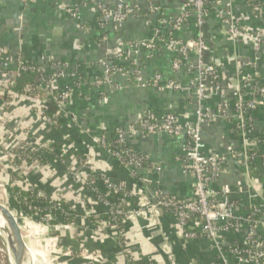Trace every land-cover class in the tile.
Instances as JSON below:
<instances>
[{
	"label": "crops",
	"instance_id": "0c3cea01",
	"mask_svg": "<svg viewBox=\"0 0 264 264\" xmlns=\"http://www.w3.org/2000/svg\"><path fill=\"white\" fill-rule=\"evenodd\" d=\"M95 1L99 0H0V46L11 55L19 54L28 61H42L43 65L45 61L54 64L66 61L78 68L76 79L65 75L59 79L57 87H69L71 96L64 102L65 114L76 112L80 117V126H72L68 117L63 115L66 122L59 130L41 127V105H31L25 98L10 104L5 116L11 115L15 124L21 125L19 129L30 130L29 133L35 130L30 136L43 145L66 148L64 159L69 160L72 170L82 172L83 179L92 180L106 175L129 189L135 204L144 208L140 216L123 223L124 248L134 264H206L215 255L208 240L198 238L184 244L180 228L171 214L145 207L154 200L158 191L179 198L193 195L195 178L182 170L180 162L184 134L143 136L138 132L128 133L127 144L133 150L147 154L159 167V170L140 168L136 172L137 178H133L104 149L91 141L92 135L103 131L111 135L117 129L127 131L147 111L156 116L171 111L179 122L194 121L196 105L192 100H186L185 95L177 90L159 89L152 83L156 75L159 76V84L170 79L185 83L193 73L184 68L173 71V53L164 45H158L152 52L142 47H129L131 43L149 38L152 27L155 22L159 23L160 18L174 19L188 0H126L136 7V14L117 27L108 24L103 29L98 25ZM102 1L109 9L116 6V0ZM212 3L213 8L201 30L205 42L203 57L218 67L222 93L231 101L238 86L237 58L251 62L245 70H255L254 81H258L247 86L244 94L254 97L258 87L264 85V43H254L247 35L235 43L213 12L217 8L243 16L242 28L246 34L257 29L264 33V10L263 20H260L245 0H212ZM75 4L78 13L71 18L65 10ZM197 30L190 18L174 28L173 35L183 41H193L197 38ZM117 51H121L122 55L115 62L129 59L138 67L140 82L130 76L131 69L127 72L120 69H112L110 74L107 72V55ZM217 99L216 95H212L208 104L213 106ZM253 117L255 130L261 133L264 130V111H255ZM3 127L6 126L0 123L1 140L4 136L8 138ZM200 131L206 151L224 156L226 160L223 171L213 183L214 190L229 187L245 203L249 200L251 186H254L261 196L253 203L263 205L264 161L257 158L250 170H246L227 156L230 150L239 149L242 145L232 123L221 118L206 121L201 123ZM2 157L3 150L0 148V159ZM49 162L53 161L49 159L48 164L37 169L23 164L20 173L27 174L31 185L38 184L46 192L49 189V195L54 198L63 194L74 212L80 214L76 225L60 231L59 239H66L64 243L76 240L90 250L102 251L100 263L96 257L91 260L84 254L61 253L63 248L59 247L57 256L54 255V264H128L116 241L117 230L112 222L107 221L105 208L95 201L93 192L82 181L71 182L63 171L62 160L61 164L53 162L55 166ZM4 167L7 168L5 163H0V169ZM98 182L95 185L103 187L100 180ZM113 197L114 192H109V198ZM84 215L89 217L85 219ZM41 253L49 261L51 253ZM90 254L94 256L97 253Z\"/></svg>",
	"mask_w": 264,
	"mask_h": 264
},
{
	"label": "built area",
	"instance_id": "2783aa9c",
	"mask_svg": "<svg viewBox=\"0 0 264 264\" xmlns=\"http://www.w3.org/2000/svg\"><path fill=\"white\" fill-rule=\"evenodd\" d=\"M31 1L26 0V2ZM245 1L249 5L252 4L251 12L253 14L257 13L255 15L260 20H263L264 0ZM184 5L195 11L197 16L198 21L196 24L200 32L196 41L177 39L171 36V31L167 32L166 36H163L157 28H153L152 37L148 40L131 43L132 45L129 47H134V49L144 47L149 52H152L158 44H164L173 53L171 69L178 71L184 68L188 72L193 73L185 83L170 79L164 84H159L158 75L153 78L152 83L157 85L159 89L177 90L192 100L196 105L194 121L179 122L174 113L166 112L161 116H156L153 112L147 111L135 124L130 125L127 131L117 129L114 132L113 140L118 144L116 149L107 147L109 145L105 136L101 133L92 135L91 141L104 149L110 157L114 158L135 178L134 176L138 177L136 172L140 168L145 167L146 161L150 162L145 168L159 170V167L151 161L147 154L138 153L127 144L126 135L128 133L138 132L143 136L147 134H168L171 136L184 134L185 141L180 162L182 170L195 178L193 195L175 198L158 191L154 195V200L145 205V207H159L161 210L171 212L180 228V238L184 244L189 240L198 238L208 240L215 250V255L206 264H264V203L263 205L253 203L261 195L256 192L254 186H251L248 193L249 200L244 203L240 199L237 203L230 200L229 194L234 192L229 187H221L219 191L214 190L213 183L223 171L226 160L224 156H218L206 151L200 131V125L203 122H213L220 118L227 120L232 123L242 140L241 147L230 150L227 156L238 164L243 165L246 170L251 167L252 162L257 158L264 161V135L256 132L253 117V112L257 107L264 108V86L258 87L257 94L254 97H247L244 94L246 87L254 83L256 72H244L246 64L240 60L237 67L238 86L234 100L231 101L222 93L218 67L206 61L203 57L204 43L201 27L204 25L205 17L213 8V3L211 1V4L208 5L207 0H188ZM210 5L211 9L208 10ZM96 10L98 11V25L100 28H104L108 24L117 27L127 15L137 11L136 8L125 4L123 0H117L115 8L111 10L102 6L101 3H96ZM65 11L71 18H75L78 8L75 4L67 7ZM213 15L226 27L227 34L235 43L239 42L243 35H246L241 25L243 16H235L217 8H215ZM186 16L187 12L185 11L182 17H178L175 20L176 26L180 25L183 17ZM160 22L164 23V20L161 18ZM252 33L251 37L248 36L252 42L264 43V33L262 31L257 29L252 31ZM121 55V51L112 53L111 56L110 54L107 55V72L110 69L123 70V65L119 63H117L116 67H112L115 59L118 60ZM112 59L113 61L111 62ZM47 64L50 68L49 71L46 70L43 63H41V67H34L31 61L19 54L13 56L5 47L0 46V77H7L6 80H1L0 78V83L5 84L2 87V93L13 97L10 87L14 84L16 77L21 72H31L35 77L37 89L44 92L50 100L57 104V115L63 116V103L70 91L69 87H57V82L65 75H71V78L76 79L77 74L74 70H68L71 64L69 62L64 61L55 64L49 62ZM12 65L14 66L13 68H11ZM52 68L54 72H51ZM132 72L136 74L135 80L140 82L139 70H133ZM26 90L31 92L32 98H39V92L35 91L34 88L28 86ZM212 95L218 97L213 106L208 104ZM70 116L76 122V116L73 114ZM40 121L45 127L50 128L53 126V122L49 118L41 117ZM4 129L5 134L7 133L8 138L13 141L10 145L2 142L1 149L3 150V158H6V161L10 159L13 162V159L18 157L19 153L13 152V150L22 149L21 151H26L32 149L33 145L25 138L18 135L15 136V132L6 127ZM38 162V160H33L25 164L33 165L38 164ZM13 165L18 167L19 164L13 162ZM73 175L76 178L78 173H73ZM98 180L103 183V191L98 189L91 191L94 194L95 201L105 208L106 218L109 219L110 223H113L115 228L118 216H122L123 222H125L127 219L141 215L144 210L143 206H137L132 202L133 196L123 183L112 180L108 176H102ZM31 191L32 188L28 193H31ZM109 192H114L115 197L110 199ZM35 196L36 198L44 199L48 195L43 190H40L36 192ZM50 198L56 201L60 208H52L50 211L41 210L39 207L41 204L36 202V200H32L28 205V209L35 215L42 214V217L51 211L60 212V209L65 214L74 215V210L65 206L66 202L61 204L56 200L58 198ZM28 199V197H24V200ZM125 206L128 209H125ZM227 239L229 242H227ZM116 241L120 245L117 234ZM120 247L128 264H134L132 257L127 253L124 246L120 245ZM86 257L92 260L94 256L86 254Z\"/></svg>",
	"mask_w": 264,
	"mask_h": 264
},
{
	"label": "rangeland",
	"instance_id": "374dc122",
	"mask_svg": "<svg viewBox=\"0 0 264 264\" xmlns=\"http://www.w3.org/2000/svg\"><path fill=\"white\" fill-rule=\"evenodd\" d=\"M85 1H87V0H83L81 2H85ZM123 1L129 7L136 8L135 6L127 3L126 0H123ZM116 2H117V0H116ZM96 3H101L102 6H105L104 5L105 3H103L102 0L95 1L94 4H96ZM184 4L181 7L178 15L176 17H174V19L169 20V21H168V19H163L164 20V27H160L158 25L159 23L157 24V22H155L154 27H152V34L149 36V38L152 37V35H153V28H157L163 36H166L167 35V30H170L171 31V36L172 37H175L173 35V29L177 27L175 20L178 17H182L183 16V12H185V11L187 12V16L186 17H183V21H181V24L182 23H186L190 18H192L194 20V23L196 24L198 20H197V16L195 14V11H193L190 7H187ZM110 10H111V8H110ZM135 14H136V12L135 13H132V14H129V15H127L125 17V19L128 18V17H130V16H133ZM208 16H209V14H207V16L205 17V21L208 18ZM235 16H239V15H235ZM219 23H221V22L219 21ZM263 23H264V21H263ZM242 24H243V20L241 22V25ZM196 26H197V24H196ZM201 28H203V25H202ZM197 31H198V35H199V32H200L199 31V27H198V30ZM253 31H255V30H253ZM252 34H253L252 31L246 32L247 37L248 36L251 37ZM198 35H197V38H198ZM228 37L231 38L229 35H228ZM149 38H146V40H148ZM197 38L195 40H193V41H196ZM202 40H203L204 47H205V42H204L203 37H202ZM131 45L132 44H130L129 46H131ZM160 45H164V44H160ZM130 48L134 49V47H130ZM110 56H111V53H110ZM240 60L243 63L246 64L245 67H248L249 66V63H251V62H249V63L248 62H245L243 59H240L238 57L237 58V67L239 65V61ZM105 62H106V60H105ZM119 64H122V63H119ZM44 65L46 67V70L49 71L50 68L48 67V64H47L46 61L44 62ZM13 67L14 66L12 65L11 68H13ZM245 67H244V72H251V73L252 72H255V70H253V71H250V70L249 71H246L245 70ZM250 68H253V66H251ZM68 70L69 71L74 70L76 72L78 70V68L75 67L74 65H71L70 64ZM51 72H54L53 69L51 70ZM0 78H1V80H6L7 79V77H4V76L3 77H0ZM4 86H5L4 83H0V92L1 93L3 91L2 90V87H4ZM70 96H71V94L68 95V97L66 98V100L68 98H70ZM25 101L26 102H29L27 100H25ZM2 102H0V123L1 124L3 123L6 126V128L10 129L12 132H15L14 133L15 136L18 135V136H21V137L25 138L33 146L34 145H40V144L43 145L42 142L36 141L34 138H32V136H30L31 133L33 134L35 130H33V132H30L29 133L30 130H27V129L26 130L25 129H19V127H21V125H19L18 123L15 124V120L12 119L11 115H9L8 117H6V116L3 117V113H2L3 111H1V107L4 104H6V103H2ZM62 112H63V115H66L68 117V120L70 121V123H71L72 126L73 125L74 126H77V127L80 126L79 125V120H80L79 115L76 112H74V111L68 112V114H65L67 112H65V110H64V103H63ZM71 114H73V115L76 116V122L70 116ZM39 125L41 127H44L45 128V126L42 124L41 121H40V124ZM96 135H98V134H96ZM2 142H5L6 144H9L10 145V144H12L13 141H12L11 138H6L4 136L3 137V141L0 139V148L2 147V144H3ZM57 150L59 151L58 154L60 155V159L64 163V169L63 168L62 169H63L64 173H66L68 175V177H69V179L71 180L72 183L73 182L74 183H77V182L80 183L82 181L83 183H85L86 188L88 187L89 190H96V189H98L99 191H103V187L104 186H103V183L102 182H100V183L102 184L103 187H101L99 185L98 186L95 185V183H99L97 178L96 179H92V180L83 179V176L84 175L82 174V172L80 170L75 171V170H72V168H70L69 160L68 159H64V157L66 155V152H67L66 151V148H62V149L58 148ZM8 160L10 161V159H8ZM9 161H6V158L4 159L3 157L0 159V163H3V164L5 163V165L7 167V168L4 167L5 169H0V185H1V183H3L2 186H0V202L3 203V204H5V205H7L5 207L11 212V214L13 215L14 218L15 217L16 218H19V220H18L17 223H19L21 225H24L27 228V231H28L27 232L28 233L27 235H29L30 236V239L32 241H34L35 248L37 249L36 251H34L32 249V247L29 245V243L28 244L26 243V246H27L28 251L30 250L31 252L34 253L35 256H38V259L40 258V261H41V262H39L40 264H54V259H55V256H57L58 248L59 247H62L63 248V250L61 251V253H65L67 255H70V254L71 255L76 254L77 256L78 255H81V254H84V255L89 254L90 255V252L91 253L96 252L97 254L94 255V257H96L95 259H96L97 262L99 261L101 263V261H102V254H101L102 251H100L98 249L90 250L86 246H84V245L82 246V245L78 244L76 240H75L76 242L75 241H72V243H64V241L66 242V239H64V238H63V240L62 239H59V237L61 236L60 235V231L61 230H69L71 228V225H64V224H62L61 221L59 220V217H58L59 214H58L57 211H51L46 216H43L42 217V214L35 215L33 212H31V210H28V212L23 211L20 208L19 204L16 202V200H14L13 198L10 199V198L7 197V193L10 192V189L16 184L15 181H14V179H13V174H14V176L15 175L16 176H19L24 181V183H22L21 185H24L28 190H30L31 187L33 186V185L30 184V181H29V178H28L27 174L24 175V174L20 173V171L22 170V167H24V165L23 164H20L17 167L15 165H13V162H11V161L9 162ZM52 161L53 162H57V164L60 163L59 161L54 160V159H52ZM53 162L52 163L49 162V164L54 165ZM31 166H33V169H37L38 167H41L40 162H38V164H33ZM73 173H78V175L76 176V178H75V175H73ZM103 176H106V175H103ZM74 179H76V180H74ZM42 190L46 193V195L50 196L49 195V193H50L49 192V189H47V192L43 188H42ZM59 196L60 197H58V199H56V200L58 202H60L61 204H63V202L66 201L65 198H64V195L63 194H60ZM50 197H52V196H50ZM73 214H74L75 217L77 216V218H79V216H80V214H78L77 212H73ZM88 217H89L88 215H86V216L84 215V218L85 219H87ZM108 220L109 219H107V221ZM104 226H107V225L104 224ZM3 229H4V227H2V228L0 227V230H3ZM2 233L0 232V264H10V260H9V253L10 252L8 251V249H7L6 245H5V242L2 239ZM20 233H21L22 240L24 241V244H25L24 233L21 232V231H20ZM25 235H26V233H25ZM70 240H72V239H70ZM40 241H41V243H40ZM58 244H60V245L57 247ZM44 246L46 247V249H45ZM46 250L49 253H51L50 258H49V261H46V256L43 253H41V252L46 253L47 252ZM30 251H29V253H30ZM4 254H6V255H4ZM30 257L32 258V254L31 253H30ZM32 263H33V258L31 259V264Z\"/></svg>",
	"mask_w": 264,
	"mask_h": 264
},
{
	"label": "trees",
	"instance_id": "16d2710c",
	"mask_svg": "<svg viewBox=\"0 0 264 264\" xmlns=\"http://www.w3.org/2000/svg\"><path fill=\"white\" fill-rule=\"evenodd\" d=\"M212 0H207L208 5L211 4ZM262 3V2H261ZM249 9L251 10L252 4H248ZM211 9V5L208 6V10ZM257 14V13H255ZM161 18L159 19L158 22H160ZM160 27H164V24L160 22V24H158ZM103 29V28H101ZM170 30H167V32ZM32 65L34 67H41V63H43L42 61H31ZM121 65H123V70L124 71H128L129 69H131V73L130 76L132 78H135L136 74H134V72H132V70H138V67L136 65H134L129 59H125L124 62H121ZM117 66V62H115L113 64L112 67H116ZM109 74L111 73V69L108 71ZM258 80H255L254 83L256 84ZM259 84V83H258ZM32 87L34 88L35 91L39 92V98L35 99L32 98L31 96V92L26 90V87ZM260 86H264V85H260ZM38 87L35 85V77L31 74V72H21L20 75L18 77H16L14 84L10 87V92L13 95V97H9L7 95H3L0 94V102L2 103H6L1 107V111H3V117L6 115V111L9 109V106H11L14 102L19 101L21 99L30 101L32 103V105H41V117L44 118H49L52 122H53V126H51V129H55V131L59 130L64 123L66 122L65 117L63 116H59L57 115V111H58V106L57 104L53 101L50 100L45 94L44 92H41L37 89ZM185 97V96H184ZM186 100L189 101L188 97H185ZM11 104V105H10ZM264 111L263 107H257L255 111ZM171 112V111H168ZM253 112V113H254ZM172 113V112H171ZM101 134H103L106 138V141L108 143L109 146H107L110 149H116V147L118 146L117 143L114 142L113 140V135H111V133H109L108 131H103L101 132ZM261 134L264 135V130L261 132ZM58 148L55 145H49V146H45V145H34L32 147V149L30 150H26V151H21V150H13V152H18L19 155L17 158L13 159L14 163L17 164H25V163H30L33 160H38L41 163V166H44L46 164H48L49 159L52 160H57L59 162H61L60 159V155L58 154ZM39 153V154H38ZM141 153V152H138ZM41 154V155H40ZM47 155V156H46ZM148 162L150 161H146L145 162V167L149 164ZM97 177V178H101ZM136 177V176H134ZM137 178V177H136ZM13 179L15 181V185L10 189V199H14L16 200V202L19 204L20 208L25 211L28 212V205L30 204V201L32 200H36V202H38L39 204H41L39 207L41 210L45 209V211H50L52 208L53 209H58L60 208L59 204L56 201H53L50 197L46 196V198H36L35 194L37 191L42 190V188L37 184V185H33L32 191L31 193H28V189L24 186L21 185L23 180L19 177V176H14L13 174ZM171 196V195H170ZM24 197H28V200H24ZM175 197V196H174ZM178 198V197H175ZM229 198L231 201H235V202H239L240 201V196L237 193H231L229 194ZM132 202H134V199L132 198ZM65 206L67 208H71V205L69 203H65ZM125 209H128L127 206H125ZM163 212H167L169 214H171V212L169 211H165L162 209ZM58 217L59 220L61 221L62 224L64 225H76L77 224V216L75 217L74 215L67 213L65 214L64 212L61 211L58 212ZM123 219L122 216H118L117 217V222H116V230H117V236L119 238V243L121 246H124V240L122 237V232H123Z\"/></svg>",
	"mask_w": 264,
	"mask_h": 264
},
{
	"label": "water",
	"instance_id": "95a60500",
	"mask_svg": "<svg viewBox=\"0 0 264 264\" xmlns=\"http://www.w3.org/2000/svg\"><path fill=\"white\" fill-rule=\"evenodd\" d=\"M7 197L10 198V193L9 192L7 193ZM0 205L7 206V205H5V204H3L1 202H0ZM156 208H157L158 211H161V209L159 207H156ZM3 220L5 221V224L3 225V227L5 229H13V230L21 231V232L24 233L25 244H24V241L20 237H17L16 238L17 239V243L16 244H12L11 248L15 249L16 252L13 250L14 253L20 258V259H18V263L20 262V260H22V262L26 261L28 259V257H29V264H31L30 260L32 258L30 257V254L28 253V249H27L26 243L27 244L29 243V245L32 247V249L34 251H36L37 249L35 248L32 240L30 239V236L27 235L28 234L27 233L28 232L27 228L24 225H21V224L17 223L19 218H16V217L15 218L3 217ZM25 233H26V235H25ZM24 258H25V260H24ZM38 260L39 259H38V256H37L32 264H39L40 261H38Z\"/></svg>",
	"mask_w": 264,
	"mask_h": 264
},
{
	"label": "bare ground",
	"instance_id": "6f19581e",
	"mask_svg": "<svg viewBox=\"0 0 264 264\" xmlns=\"http://www.w3.org/2000/svg\"><path fill=\"white\" fill-rule=\"evenodd\" d=\"M3 217L14 218L13 215L11 214V212L5 206L0 205V227L1 228L5 224V221L3 220ZM0 232L4 233V234L2 233V239L5 242V245H6L7 249H8V251L10 252V253L8 252L9 253L10 264H29V257H28V259L26 261L22 262V260H20V262L18 263V259H20V258L14 253L15 249L11 248L12 244H16L17 243V239H16L17 237H20L22 239L20 231L13 230V229H5L4 228L3 230H0ZM29 251H28V253H29ZM30 253L32 254V258H33V262H34V260H35V258L37 256H35L34 253L31 252V251H30ZM4 255H6V254H4ZM24 260H25V258H24ZM30 263H31V260H30Z\"/></svg>",
	"mask_w": 264,
	"mask_h": 264
}]
</instances>
